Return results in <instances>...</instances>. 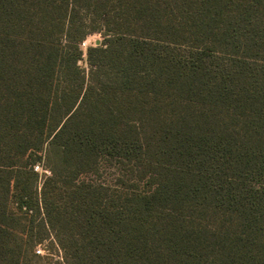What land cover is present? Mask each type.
I'll return each instance as SVG.
<instances>
[{
  "label": "trees",
  "instance_id": "1",
  "mask_svg": "<svg viewBox=\"0 0 264 264\" xmlns=\"http://www.w3.org/2000/svg\"><path fill=\"white\" fill-rule=\"evenodd\" d=\"M0 264H264V0H0Z\"/></svg>",
  "mask_w": 264,
  "mask_h": 264
},
{
  "label": "rangeland",
  "instance_id": "2",
  "mask_svg": "<svg viewBox=\"0 0 264 264\" xmlns=\"http://www.w3.org/2000/svg\"><path fill=\"white\" fill-rule=\"evenodd\" d=\"M101 40H102V38H101V36L100 35H93V36H90L87 40H86V42H87V44H86V46L84 47V46H82V48H83V50H84V52H85V55H84V58H83V60H82V62H81V64L83 65V66H87V56H86V49H87V47L88 46H91V45H98V44H100V42H101ZM42 172V171H41ZM40 249V248H39ZM44 253V250L42 249V254Z\"/></svg>",
  "mask_w": 264,
  "mask_h": 264
},
{
  "label": "built area",
  "instance_id": "3",
  "mask_svg": "<svg viewBox=\"0 0 264 264\" xmlns=\"http://www.w3.org/2000/svg\"><path fill=\"white\" fill-rule=\"evenodd\" d=\"M86 44H87V42L85 41V42H83V43H82V46H84V47H85V46H86ZM35 169H36L37 171H42V169H41V167H40V166H36V167H35Z\"/></svg>",
  "mask_w": 264,
  "mask_h": 264
}]
</instances>
